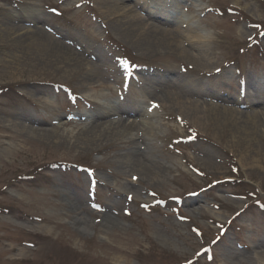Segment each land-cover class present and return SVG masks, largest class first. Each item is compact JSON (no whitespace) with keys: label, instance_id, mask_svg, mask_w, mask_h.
<instances>
[{"label":"rangeland","instance_id":"1","mask_svg":"<svg viewBox=\"0 0 264 264\" xmlns=\"http://www.w3.org/2000/svg\"><path fill=\"white\" fill-rule=\"evenodd\" d=\"M151 30L188 51L140 47ZM35 31L85 66L47 38L54 65L22 58ZM4 72L0 264H264V0H0ZM103 106L96 124L133 123L131 138L83 136Z\"/></svg>","mask_w":264,"mask_h":264},{"label":"bare ground","instance_id":"2","mask_svg":"<svg viewBox=\"0 0 264 264\" xmlns=\"http://www.w3.org/2000/svg\"><path fill=\"white\" fill-rule=\"evenodd\" d=\"M153 8V6H151ZM121 8V7H120ZM175 4H169L167 5L166 3L163 4V3H158V4H155V9L154 10V13H158V14H161V15H168L170 14L171 12H174L175 10ZM169 16V15H168ZM179 16V15H178ZM136 17V16H135ZM170 19H172L175 23V18L176 16L175 15H172L170 14L169 16ZM186 17H183L182 19V15H180V27H183L182 24L186 23L187 26H189V20L185 19ZM135 19V18H134ZM128 22V21H127ZM133 22V21H132ZM140 18L139 19H135V24H137V27L140 25ZM134 23V22H133ZM131 24V22L129 21L127 23V25ZM182 25V26H181ZM133 26V25H132ZM12 31V30H11ZM39 31V30H38ZM36 33H33L34 35V40H36L38 42V44H40L39 48L36 49H31V48H24L25 51L23 53L22 56H26L28 57L29 60H31V57L34 58L36 57V59L38 60V63L41 62V63H47L48 65H54L56 63L55 60H52L51 58L49 57H42L40 59V54L42 55H45L46 52H47V48L48 46L45 45L44 43H39L40 39H43V38H47V39H50L52 41V44H54V47L53 49L57 51H63L64 53H69L71 54L72 56V59L74 61H78L79 63H81L82 61H84V59H82V57L76 53L75 51H73L72 49L66 47L65 45H63L61 42H59L58 40H54L52 37H50V35L46 34V33H37V31H35ZM40 32V31H39ZM200 33H203V32H200ZM40 35V36H39ZM143 37H141V39L139 40L138 42V45L141 47V46H146V44L148 45L149 42L150 43H155V41H162L164 38H168L171 40V47L173 46L172 44L176 45L178 47V49L180 50L179 52H183L187 49L184 50V48L182 49V47L180 48L179 45H177V41L175 39L172 38L171 34L169 33H155V31H150V32H147V33H143L142 35ZM173 36H175V34L173 33ZM199 37L201 39H204L206 38L207 36L205 34H201L199 35ZM17 40L19 42H23L24 41V36H22L21 34L17 36ZM154 40V41H153ZM157 43V42H156ZM163 43V42H161ZM188 51V50H187ZM37 53V54H36ZM192 54V53H191ZM198 55V54H197ZM195 55V56H197ZM16 56V54H15ZM16 57H20V56H16ZM198 57V56H197ZM23 58V57H22ZM55 62V63H54ZM83 66H85V63H81ZM87 67H85V70H84V74L86 76V78L88 80H95L97 79L98 75H100V72L97 68H94L93 66H89L88 62H87ZM7 75H10L9 74H6V72H4V74H0V77L1 76H4V77H7ZM253 86V85H252ZM251 83H247V87H246V91L249 93V95L252 94L251 92ZM181 89L178 90V87L174 86L173 88H164V87H160V94L159 96L157 95L158 92L156 91H153L151 94L152 96H154L155 99L157 100H160L164 97H171L173 98V100H176L177 102H181L183 104H188V105H194V106H197V104H195L196 102H193V101H190V100H187L186 98L183 97L182 93H181ZM114 106L113 107H107V106H103L102 108V112H100V114H98L97 116H95L92 123H90L89 127H88V130L85 131V133H83V136H88L90 133H98L97 136H101V137H108V136H112V135H117V136H121V137H124L126 135H130V138L132 137V134L130 133L131 129L133 128V123L132 124H126L124 121H108L105 122V124H96V121L99 119V117H102V116H106V115H109V114H112L111 113V110H114ZM117 108V107H116ZM115 108V109H116ZM226 111L231 115H235L236 111H233L232 109H226ZM98 112V113H99ZM145 113L144 114H148L150 115L149 113H147L146 111H144ZM93 117V116H92ZM28 123H31V120H26ZM23 123V122H22ZM34 129L33 131H36L37 129L34 127L32 128ZM31 129V130H32ZM136 144V143H135ZM123 160H125L126 162L125 163H128L129 165H134L136 168L137 171L140 170V168H142L141 171H139V175H142L143 173L145 172H148L150 173V177L154 178V177H159L160 176V171L159 169L157 170L156 168H149V170L147 168H145L142 164V161L140 158H137V155L136 157L135 156H132V157H129V158H124ZM132 175H134L135 173H131ZM128 186H130L128 184ZM126 190V187L123 189V191ZM129 193V192H127ZM79 221L83 222L82 219H79Z\"/></svg>","mask_w":264,"mask_h":264},{"label":"snow or ice","instance_id":"3","mask_svg":"<svg viewBox=\"0 0 264 264\" xmlns=\"http://www.w3.org/2000/svg\"><path fill=\"white\" fill-rule=\"evenodd\" d=\"M217 71H219V70H217ZM157 105H153V107H156ZM138 179V178H137ZM154 195V194H153ZM131 199V198H130ZM93 207L94 208H98L99 206H97V205H95V204H93ZM144 207L147 209V208H149V206L148 205H144ZM126 214L127 215H130L131 213L130 212H128V211H126ZM182 219H184V218H182ZM198 231V230H197Z\"/></svg>","mask_w":264,"mask_h":264}]
</instances>
